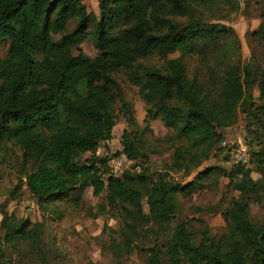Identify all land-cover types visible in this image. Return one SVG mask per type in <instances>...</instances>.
<instances>
[{
    "label": "trees",
    "instance_id": "1",
    "mask_svg": "<svg viewBox=\"0 0 264 264\" xmlns=\"http://www.w3.org/2000/svg\"><path fill=\"white\" fill-rule=\"evenodd\" d=\"M234 1L98 0L97 20L82 0H0V42L7 46L0 56L1 161L19 170L43 217L32 221L0 208V264L59 258L57 245L43 240L44 219L61 218L58 203H79L88 187L94 196L104 194L99 215L120 221L118 229L105 226L103 232L112 264H123L134 250L149 264H264V66L227 57L220 48L227 30L204 20L214 4L231 8ZM261 18L254 33L264 39V12ZM87 35L97 48L94 57L79 48ZM153 57L158 64L145 63ZM119 73L146 104L144 128L160 118L169 130L164 139L171 158L162 169L114 175L109 156L96 154L111 139L118 101L133 127L124 131L120 153L146 162L151 147L165 143L155 138L162 142L150 144L135 129ZM239 111L252 136L249 165L211 166L184 184L174 180L172 173L188 176L222 155L223 130L235 125ZM213 172L226 175L237 192L221 210L225 226L217 234L177 220L178 195L202 187ZM252 204L262 209L260 222L251 216Z\"/></svg>",
    "mask_w": 264,
    "mask_h": 264
},
{
    "label": "rangeland",
    "instance_id": "2",
    "mask_svg": "<svg viewBox=\"0 0 264 264\" xmlns=\"http://www.w3.org/2000/svg\"><path fill=\"white\" fill-rule=\"evenodd\" d=\"M87 12L94 14L97 20L100 18L98 0H82ZM264 12V0H235L234 5L229 8L224 5L214 4L205 11L204 20L210 24H219L225 27L226 35L221 39V50L232 60H240L242 63L256 60L264 66V39H260L254 31L258 29L262 22L261 14ZM75 20L68 23V29H72ZM94 22L88 24V29H92ZM87 29V30H88ZM6 43L0 42V56L6 52ZM81 50L94 57L97 54V48L91 35H87L79 44ZM76 47L72 48L73 53H77ZM173 53L170 56H176ZM147 64H158V58L153 57ZM117 81L123 92L124 99L132 107L133 114L140 133L148 140L150 144L161 143L155 138L164 139L169 130L164 126L160 118L150 122L149 128H144V119L146 117V104L138 94V88L132 85L126 77L119 73ZM254 96L259 104V92L255 88ZM119 101L114 106L116 123L112 128L111 139L102 142L99 149V156H109L108 164L112 165V160H121L117 171L111 170L114 175H120L126 169L138 170L139 167H148L151 170L162 169L165 163L170 161L171 148L170 143L163 141L164 144L156 145L154 152H148L146 162L140 160H131L120 153L122 148V136L125 130L130 131L133 127L129 126L123 113L120 111ZM248 121L245 114L239 111L238 121L235 125L223 130V135L239 132L245 133L247 142L251 139L249 134ZM143 129V130H142ZM248 144V143H247ZM251 147L257 148L255 141H252ZM119 152V154L117 153ZM223 154L220 156H210L196 170L185 176L182 171L172 173L174 180L183 184L195 178L196 174L208 167L218 166L230 169V164L223 160ZM89 157L86 153L81 157V161ZM111 163V164H110ZM144 163L143 165H141ZM254 178L258 177L253 173ZM24 178L19 170L11 168L7 163L1 161L0 155V208H4L9 213L12 212L18 218H29L32 221L42 220L41 212L34 198L30 196L24 183ZM19 188L17 197L10 195L14 187ZM264 192V189H262ZM237 194L229 187V179L226 175L219 172L211 173L203 180L202 187L193 192L181 193L178 195L180 200V212L177 220H188L193 229L199 232L201 228H207L211 234L222 232L225 222L221 216V210L229 203L230 198ZM104 201V194L94 196L92 188L88 187L79 203L72 201L59 202L61 218L44 219L45 228L43 229V240L45 242H54L57 245L59 258L58 264H112L111 254L103 248L107 233L104 232L105 226L114 230L118 229L120 221L114 216L100 214L97 209L98 204ZM146 210V205L144 204ZM199 209V211L196 210ZM251 216L257 222L263 219V212L258 204L251 205ZM2 215L0 214V220ZM1 234V230H0ZM13 258H16L14 256ZM57 264V263H56ZM123 264H149L145 253L134 250L123 258Z\"/></svg>",
    "mask_w": 264,
    "mask_h": 264
},
{
    "label": "built area",
    "instance_id": "3",
    "mask_svg": "<svg viewBox=\"0 0 264 264\" xmlns=\"http://www.w3.org/2000/svg\"><path fill=\"white\" fill-rule=\"evenodd\" d=\"M220 147L223 149L222 154L227 156L226 161L229 162L231 167L238 164L249 165L251 156L245 133L244 135L239 132L234 134H224ZM96 154L98 155V150ZM111 163L112 165L110 167L114 169V171H117L120 167L121 160H112Z\"/></svg>",
    "mask_w": 264,
    "mask_h": 264
}]
</instances>
